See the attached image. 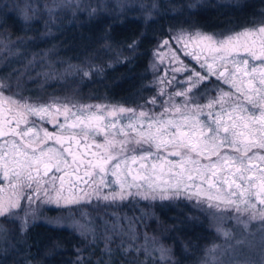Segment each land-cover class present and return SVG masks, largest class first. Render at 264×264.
<instances>
[{
    "label": "snow or ice",
    "instance_id": "6c2138e0",
    "mask_svg": "<svg viewBox=\"0 0 264 264\" xmlns=\"http://www.w3.org/2000/svg\"><path fill=\"white\" fill-rule=\"evenodd\" d=\"M70 6L71 0H63L49 11ZM177 41L185 48L189 41L196 44L199 52L185 54L204 71L179 62L173 73L187 72V77L161 80L178 83L179 90L159 103L157 96L146 101L159 110L34 105L0 92V217L18 218L14 210L21 200L34 202L41 192L48 202L65 204L92 196L115 201L132 195L147 199L149 192H159L161 199L183 194L236 213L238 222L246 215L245 227L259 221L257 232L248 235L260 236L264 252V22L222 39L198 32ZM172 60H179L175 53ZM165 94L161 89L158 96ZM30 117L51 118L57 130L49 132ZM112 186L118 190L104 191ZM26 189L32 194L26 196ZM223 235L224 246L209 250H219L218 264H255L240 258L252 247L248 236Z\"/></svg>",
    "mask_w": 264,
    "mask_h": 264
},
{
    "label": "rangeland",
    "instance_id": "374dc122",
    "mask_svg": "<svg viewBox=\"0 0 264 264\" xmlns=\"http://www.w3.org/2000/svg\"><path fill=\"white\" fill-rule=\"evenodd\" d=\"M5 1L7 0H1L0 6H2L1 4H5ZM8 1L13 3H11L14 6L12 7L24 20L26 25L29 27L37 26L39 28V32L33 34L46 39V41H49L51 36L58 32L63 20L70 18L95 15L97 12L106 11L110 14H123L124 16L127 14V16L148 20L159 12L157 0H71L70 7H58L52 14H50L49 10L53 8L54 3L60 5L63 3V0ZM167 1L170 6V1L172 0ZM188 1L190 4L193 2L198 4L207 1L238 2L241 0ZM25 16L28 18L25 19ZM261 24L259 23L255 26H260ZM253 26H246L227 32L205 30L192 26H174L169 34L161 38L152 50L149 63L151 78L148 85L145 86V88L147 87V91L148 87L151 89V93L147 92L146 96V92H143L142 95L145 98L141 101L133 102L131 100L126 103L107 98H90L86 95H81L82 93L74 90V88L68 92L58 91L57 86H51L49 91L48 89L45 90L47 86L42 85L45 82L56 83L63 81L61 83H64L67 78L76 79V81L93 80L103 73L104 67L99 63L97 64L96 61H77L63 58L58 51H53L48 46L29 49L23 42H16L4 35H0V92L11 93L12 98L16 100L22 99L20 97L29 98V96L38 99L47 97L48 104H105L129 108L145 105L144 110H159L158 106L146 104V101L157 96L159 103L160 99H167L168 93L179 90L180 85L176 82H173L172 86L161 83L162 79L170 80L173 75H175L176 81H182L187 77V72L173 73L172 69L179 67V62H183V65H186L189 69L195 68L197 71H204L191 55L185 54L186 52H199V48L191 41H189L188 47L185 48L183 43L177 41L178 36L191 37L199 32L203 35L214 36L216 39H222L225 36L235 35ZM165 40L169 41L167 46L163 44ZM173 53L179 58L178 61L172 60ZM4 66H6V70H2ZM9 72L15 74H9ZM212 79L214 80L215 77ZM32 80L34 82L29 84ZM224 87L227 88L226 85ZM161 89H164L166 93L163 97L158 96ZM72 98H76V100H72ZM179 99L177 98L178 101ZM52 111L54 113L55 109H52ZM52 123L55 124V121ZM50 129L51 127L49 131ZM113 190L118 189L116 186L104 189L106 193ZM131 191L135 193L137 189H132ZM140 191L145 192L146 189L142 188ZM29 194L32 193L30 192ZM29 194L26 193V196ZM50 195L54 197L55 193L50 192ZM153 195L155 198H153ZM184 203L200 210L201 216H204L213 223L212 225L219 235L217 239L212 240L207 245L202 257L198 259L196 264H206V262L207 264H218L220 259L219 250L212 252L209 250L213 249L215 245L224 246L225 240L228 239L223 235L224 231H228L231 235L236 236H240L243 233L245 236H248L249 240L253 241L250 249L244 248L243 252L240 253L241 259L246 257L255 262V264H260L261 260L264 259V252L260 248V236L257 234L253 239L252 236L248 235L249 232H257V228L254 225H258L259 221L248 222L247 227H245L244 222L247 221L246 215L242 216L238 222L235 218L236 213H228L216 208H210L207 203L198 202L195 198L188 199L183 194L180 196H171L169 194V198L161 199L159 192L155 194L149 192L147 199L142 195H132L126 199H117L115 201H105L92 196L90 199H85L78 204H65L64 201H60V203L48 202V197L43 193L39 194V199H36L34 196V202H29L26 198L22 199L21 208L14 210V212L18 213V218L9 219L0 217V226L3 229V231H0V262L15 258L17 255L21 256L20 258L24 260H28L26 258L29 254L21 244L25 241V233L33 224L44 222L54 226H66L91 243H101L100 249L106 255H118L115 249L121 246V253L128 258L127 264H171V249L162 241L163 237L160 238L154 230H147L144 223L149 219L151 220V217H154L152 215L155 204H160L163 207ZM22 225H24L23 230ZM188 228H190L188 230H191L190 233H198L196 231L198 227H193L191 221ZM223 259L227 260V257Z\"/></svg>",
    "mask_w": 264,
    "mask_h": 264
},
{
    "label": "trees",
    "instance_id": "16d2710c",
    "mask_svg": "<svg viewBox=\"0 0 264 264\" xmlns=\"http://www.w3.org/2000/svg\"><path fill=\"white\" fill-rule=\"evenodd\" d=\"M157 1L159 12L148 20L97 12L63 20L58 32L46 41L33 34L38 33L39 28L26 25L13 3L7 0L0 6V35L23 42L29 49L48 46L63 58L96 61L104 67L103 73L92 81L67 78L64 83L45 82L42 83L47 86L45 90L49 91L51 86H57L60 92L74 88L90 98L126 103L137 101V91L141 92L140 101L145 98L143 92L146 96L147 92L151 93L145 86L151 78L152 50L174 26L227 32L264 22V0L207 1L192 5L188 0H172L170 6L167 0ZM2 70H6V66ZM32 82L34 80L29 84ZM139 83L143 87L138 90ZM153 211L154 217L144 225L163 237L162 241L171 249V264H196L207 245L219 236L213 223L187 203L163 207L155 204ZM190 221L193 227H198V233H190ZM25 234L21 244L29 254L28 260L17 255L0 264H127L128 258L121 253V246L115 249L118 255H106L100 249L101 243H91L66 226L37 222Z\"/></svg>",
    "mask_w": 264,
    "mask_h": 264
},
{
    "label": "flooded vegetation",
    "instance_id": "af4514ba",
    "mask_svg": "<svg viewBox=\"0 0 264 264\" xmlns=\"http://www.w3.org/2000/svg\"><path fill=\"white\" fill-rule=\"evenodd\" d=\"M142 87H143L142 86V83H139L138 84V90L139 89H142ZM137 93H138L137 94V101H140L139 100V97L141 96V92L140 91H137ZM10 94L9 93H3L4 96H11ZM12 94H14V93H12ZM27 95H30V94H27ZM20 98H22V99H20L21 102H24L26 100L27 103L34 104V105H48V103H49L47 97L46 98L45 97H42L40 99H38L36 97L33 98L32 96H29V98H31V99H29V98H23V97H20ZM49 119L50 118H47L44 121H40L38 117H30V120L35 121L38 126L47 128L48 131H49V128L51 127V129H50L49 132L56 131L57 130L56 123L54 124L52 122H49ZM59 120H60V122H62L63 121V117H59ZM0 183H3V181L0 180ZM25 192L29 194L31 192V190H27L26 189ZM40 194H43V192H41Z\"/></svg>",
    "mask_w": 264,
    "mask_h": 264
}]
</instances>
